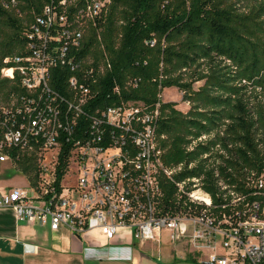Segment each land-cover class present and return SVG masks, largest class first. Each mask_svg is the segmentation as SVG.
Returning a JSON list of instances; mask_svg holds the SVG:
<instances>
[{
	"label": "built area",
	"instance_id": "2783aa9c",
	"mask_svg": "<svg viewBox=\"0 0 264 264\" xmlns=\"http://www.w3.org/2000/svg\"><path fill=\"white\" fill-rule=\"evenodd\" d=\"M106 4L89 1L80 17L93 20ZM45 13L39 23L47 34L38 33L41 41H31L29 54L6 59L1 69L21 93L0 100V166L23 174L20 165L30 160L34 168L25 187H0V209L54 232L65 227L78 239L98 231L112 242L128 231L143 247L162 244L165 234L202 264H264V173L249 177L242 191L220 180L216 197L199 178L178 179L184 165L168 168L162 159L160 103L121 101L92 110L95 95L83 78L110 66L81 68L70 52L82 46V33L66 30L65 16ZM56 25L52 41L48 33ZM57 68L81 74L68 80L67 96L51 85Z\"/></svg>",
	"mask_w": 264,
	"mask_h": 264
},
{
	"label": "trees",
	"instance_id": "16d2710c",
	"mask_svg": "<svg viewBox=\"0 0 264 264\" xmlns=\"http://www.w3.org/2000/svg\"><path fill=\"white\" fill-rule=\"evenodd\" d=\"M89 1L0 0V100L21 93L18 81L1 78V69L6 59L29 54L31 41H41L38 33L47 34L39 20L50 8L66 17V30L82 33V46L70 52L81 68L110 66L103 75L83 78L95 95L92 110L121 101L151 108L160 103L162 159L168 168L184 165L178 179L199 178L216 197L220 180L242 191L249 177L264 173V2L242 13L230 0H101L105 8L90 20L80 17ZM59 30L51 28L50 40ZM73 76L81 74L57 68L51 85L67 96ZM199 82L204 84L195 90ZM166 88L183 94L191 105L187 114L161 101ZM222 126L221 164L209 170L203 160L189 170L209 151L200 143L198 151L187 152L190 138ZM66 154L63 147L62 161ZM20 168L30 176L34 166L25 160Z\"/></svg>",
	"mask_w": 264,
	"mask_h": 264
},
{
	"label": "crops",
	"instance_id": "0c3cea01",
	"mask_svg": "<svg viewBox=\"0 0 264 264\" xmlns=\"http://www.w3.org/2000/svg\"><path fill=\"white\" fill-rule=\"evenodd\" d=\"M189 256L194 261L200 257L185 244H172L165 234L162 244L143 247L128 231L112 242L98 231L78 239L65 227L54 232L49 224L20 222L12 210L0 209V264H174Z\"/></svg>",
	"mask_w": 264,
	"mask_h": 264
},
{
	"label": "rangeland",
	"instance_id": "374dc122",
	"mask_svg": "<svg viewBox=\"0 0 264 264\" xmlns=\"http://www.w3.org/2000/svg\"><path fill=\"white\" fill-rule=\"evenodd\" d=\"M232 1L238 8V10L242 13H248L251 9L257 7L261 2L264 0H230ZM204 82H199L194 85V89L197 90L201 87ZM183 94L180 93L176 88H166L162 94V101L163 103H175L177 106L175 107L176 110L187 114L191 110V105L189 103H184L182 101ZM224 126L220 127V129H214L209 134H202L200 137L197 138H190L192 139L190 144L187 145L186 150L187 152H195L198 151V145L200 142L198 140L200 138H205L204 144L208 145L209 151L202 152L200 158L195 161L192 165L196 166L200 161H206L205 166L207 169L212 170L214 167H217L221 164L219 160V156L223 154V149L221 147V143L219 142L220 134L219 132L223 131ZM222 136V134H221ZM166 137V136H165ZM164 137V138H165ZM9 165L0 166V186H8V185H18V186H26V177L24 174H20L19 172H12L9 173L10 170ZM264 175V174H263ZM169 245V244H167ZM174 264H202L199 261H194L192 256H189L188 259L185 260H177Z\"/></svg>",
	"mask_w": 264,
	"mask_h": 264
}]
</instances>
